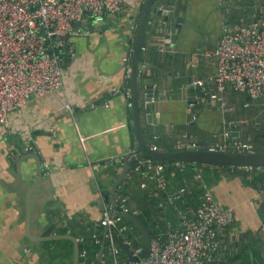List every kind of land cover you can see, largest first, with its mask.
I'll return each mask as SVG.
<instances>
[{
  "label": "crops",
  "instance_id": "obj_1",
  "mask_svg": "<svg viewBox=\"0 0 264 264\" xmlns=\"http://www.w3.org/2000/svg\"><path fill=\"white\" fill-rule=\"evenodd\" d=\"M124 1L127 9L107 15L98 31L70 38L77 57L66 67L63 87L33 98L10 115L8 125H0L1 179L17 185L13 159L17 161L26 152L40 153L46 165L32 199L35 236L70 234L79 243L91 238L92 227L103 215L99 190L110 193L123 169L117 160L137 148L124 58L129 57L130 64L138 14L146 0ZM174 4L173 14L181 27H177L175 17L167 24L164 17L156 16L153 33L146 38L149 59L144 62L167 70L180 69L177 76H183L185 86L177 91L171 85L172 92L154 111L153 123L142 113L146 141L151 147L157 146V151L186 145L213 149L218 144L233 143L229 123L243 121L233 127L241 132L240 141H256L253 146L264 150V100L252 101L244 93L228 90L221 94L222 102L214 101L210 97L215 85L209 83L186 89L194 79L215 75L217 60L205 54L216 49L228 31L263 15L264 0H175ZM162 28H168L169 36ZM193 54L200 55L196 67L190 65ZM196 165L220 205L235 209L234 223L218 238L214 263L264 264V171ZM36 167L34 159L23 162L26 180L17 192L0 184V264H74L72 241H34L26 234V195ZM197 185L191 181L184 186L192 192L187 195L195 196L191 208L201 202L196 197L200 192ZM178 189L169 194H177ZM123 225L130 230L128 222ZM99 253L92 257V264L97 263ZM121 256L125 257V252Z\"/></svg>",
  "mask_w": 264,
  "mask_h": 264
},
{
  "label": "built area",
  "instance_id": "obj_2",
  "mask_svg": "<svg viewBox=\"0 0 264 264\" xmlns=\"http://www.w3.org/2000/svg\"><path fill=\"white\" fill-rule=\"evenodd\" d=\"M126 9L124 0H0V125H8L10 115L33 98L56 93L63 87L66 67L77 57L70 40L74 34L89 36L99 30L107 15L120 14ZM205 56L217 60L215 75L206 80L194 79L186 89L209 83L215 85L210 97L214 101L222 102L221 94L228 90L244 93L252 101L264 100V6L263 15L228 31L219 46ZM199 60L200 55L193 54L190 65L196 67ZM124 62H129V57ZM241 124L243 121H231L229 126ZM246 146L252 147L238 141L218 144L213 149L226 151L232 147L233 152H241ZM152 148L157 150V146ZM129 160H136L131 171L143 174L141 188L153 182L156 197L168 190L163 164L141 158L136 149L131 151ZM173 165L185 166L184 162ZM255 168L243 167L244 170ZM194 171V181L203 191L199 206L186 210L178 207L177 201H184L191 193L188 187L175 195L167 193L158 206L174 208L180 222L167 223L165 227L161 220L155 222L146 259L122 257L124 250L117 244L118 240L123 241L132 257H140L145 248L141 239L132 238L133 233L123 225L125 217L121 212L130 209L122 184L116 190L114 209L107 194L99 190L103 215L97 226L105 229L104 241L114 264H211L218 258V238L234 223L235 209L221 206L204 182L199 166L195 165ZM94 239L101 243L99 234ZM81 258L87 260V251L81 253Z\"/></svg>",
  "mask_w": 264,
  "mask_h": 264
},
{
  "label": "water",
  "instance_id": "obj_3",
  "mask_svg": "<svg viewBox=\"0 0 264 264\" xmlns=\"http://www.w3.org/2000/svg\"><path fill=\"white\" fill-rule=\"evenodd\" d=\"M166 3L165 7L162 4ZM175 0H146L142 8L141 13L138 14V28L135 46L131 52V62H126L125 69L129 73L130 85H131V101L133 107V123L136 132V152L140 154V157L146 159L148 157L156 160H164L169 162H184L188 165L196 164H211L228 167L233 169L234 167L243 170V167L252 166L258 168V170L264 171V150H259L258 147L246 146L241 152H233L232 147H228L226 151H222L219 148L211 149L210 146H184L183 149H173L171 151L154 150L146 141L144 130L142 127V113H146L148 118L153 123L154 111L158 105L165 99L168 94L172 92L171 85H175V90L179 91L185 86L184 78L178 77L179 70L163 69L155 67L151 63H145L148 61L149 55L147 54L146 38L150 33H153L152 22L156 16L164 17L165 23L174 21L177 22V27H181L178 23V17L173 14L175 9ZM157 24V23H156ZM164 34L168 35V28H162ZM159 31V32H161ZM166 35V36H167ZM169 36V35H168ZM154 69L153 73H149V70ZM156 70V71H155ZM181 79V81L179 80ZM128 90L127 86L124 88V92ZM229 136L233 139V144L241 140V132L236 131L229 127ZM244 145L249 144L248 141H242ZM194 144V140L192 141ZM26 152V151H25ZM131 153L126 154L117 161L123 165V169L114 182V185L107 193L106 197L112 204V209L116 205V190L117 187L123 183L127 174L136 165V160H129ZM27 159H34L37 167L33 172L34 180L26 195V234L34 241H60L70 240L74 244V264H80L81 262V250L78 239L70 234H58L49 236H35L32 233V199L33 195L44 175L45 163L42 155L38 152H26L25 155L20 157L17 161L15 159V167L17 172V185L12 186L6 180L0 178V184L8 191H19L25 182L23 162ZM158 162L156 161V164ZM122 215L136 225L144 235L145 248L140 257H132L129 247L118 240L117 244L124 250L129 259L139 260L146 259L150 254L152 234L148 226L134 213L130 211H122ZM107 244L104 241L101 247L98 261L96 264H101L106 251Z\"/></svg>",
  "mask_w": 264,
  "mask_h": 264
},
{
  "label": "trees",
  "instance_id": "obj_4",
  "mask_svg": "<svg viewBox=\"0 0 264 264\" xmlns=\"http://www.w3.org/2000/svg\"><path fill=\"white\" fill-rule=\"evenodd\" d=\"M148 158H151V157H148ZM152 159L154 161L156 160L154 158ZM160 162L165 163L164 164L165 166L164 174L168 180V190L166 192L161 193L159 197H156L154 194L155 185L153 182H149L148 186L145 189L141 188L140 183L142 181L143 174L142 173L137 174L134 171L132 172L131 170H133L134 166L129 171V172H132V175L128 178L126 177V179L122 183V193L127 198V204H128L130 211L133 212L135 209L140 210L141 213L138 214L137 216L148 226V228L151 231V234L154 233V224L157 220H161L163 224H167V223L175 224L176 222H177L176 224H178L180 222L177 216V212L175 210H172L173 208L168 207V206L164 208H160L158 206V203L161 199H164L166 197L167 193L172 194L178 188H179L178 190H180L182 187H184L186 183L194 181V173H195L194 165L187 164L182 168H178L175 165H173V162L164 161V160ZM145 167L143 169H145ZM200 171L202 173V177L205 182L203 171L202 170ZM262 179L264 180V172H263ZM195 184H198V183L195 182ZM197 187L199 188L200 192L198 193V195H196V197L199 196L198 200L199 199L201 200L203 191L200 189L199 184L197 185ZM194 197L195 196H189V195L185 196L184 201H179L180 208H183L184 210H186L188 207H190V205L194 206L192 205L196 202ZM261 213L264 216V203L261 209ZM173 216H175L176 219ZM125 221L131 224L132 226H134V228L138 230L137 234L142 236L140 243L145 246V239H144L142 232L139 230V228L126 218H125ZM93 230H94L93 234L100 235L101 243H97L95 239L92 238L93 234L91 235V233ZM102 230H103V227H99L96 224L95 227H92V231L90 232L91 238H84V240L79 243L81 253L85 250L87 251V255H88V258L86 261H84V259L81 258L80 264H92L93 262L92 257L101 250V247L103 245L102 242L104 241V232H102ZM65 241L70 242L68 240H65ZM57 242H62V241H57ZM105 252H106V256L105 258L102 259L101 264H114L112 256L109 254L108 247H106ZM214 262H212L211 264H215ZM234 263L235 261L232 264Z\"/></svg>",
  "mask_w": 264,
  "mask_h": 264
},
{
  "label": "rangeland",
  "instance_id": "obj_5",
  "mask_svg": "<svg viewBox=\"0 0 264 264\" xmlns=\"http://www.w3.org/2000/svg\"><path fill=\"white\" fill-rule=\"evenodd\" d=\"M247 139H248V137H247ZM249 143L252 144V145H253V144L257 145V144H258L256 141H253V140H252V141L249 140ZM108 201H109V200H108ZM129 227H130V232L133 233V235H131V237L134 238V237L137 235V231H138V230H137L136 228H134V227H131V224H130Z\"/></svg>",
  "mask_w": 264,
  "mask_h": 264
},
{
  "label": "bare ground",
  "instance_id": "obj_6",
  "mask_svg": "<svg viewBox=\"0 0 264 264\" xmlns=\"http://www.w3.org/2000/svg\"><path fill=\"white\" fill-rule=\"evenodd\" d=\"M198 74V73H197ZM117 91V90H116ZM192 94V93H191ZM187 140V139H186ZM227 144V143H226ZM187 165V164H186ZM179 170V169H178ZM240 170V169H239ZM180 172V171H179ZM180 174V173H179ZM171 180V179H170ZM179 185H181V184H179ZM174 190V189H173ZM192 193V192H191ZM193 196V195H192ZM153 199V198H152ZM158 209V208H157ZM168 218V217H167ZM165 223V222H164ZM177 223V222H176ZM175 223V224H176Z\"/></svg>",
  "mask_w": 264,
  "mask_h": 264
}]
</instances>
